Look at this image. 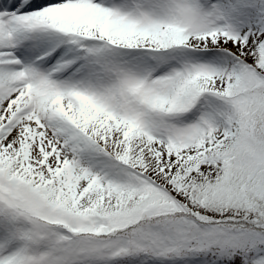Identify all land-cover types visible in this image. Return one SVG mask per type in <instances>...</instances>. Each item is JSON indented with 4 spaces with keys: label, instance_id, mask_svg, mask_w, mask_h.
Segmentation results:
<instances>
[{
    "label": "snow or ice",
    "instance_id": "6c2138e0",
    "mask_svg": "<svg viewBox=\"0 0 264 264\" xmlns=\"http://www.w3.org/2000/svg\"><path fill=\"white\" fill-rule=\"evenodd\" d=\"M0 264H264V0H0Z\"/></svg>",
    "mask_w": 264,
    "mask_h": 264
}]
</instances>
